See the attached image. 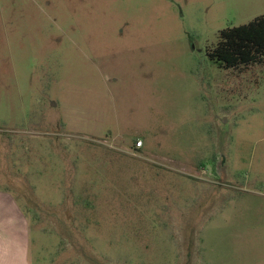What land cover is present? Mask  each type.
Here are the masks:
<instances>
[{"label": "rangeland", "instance_id": "obj_1", "mask_svg": "<svg viewBox=\"0 0 264 264\" xmlns=\"http://www.w3.org/2000/svg\"><path fill=\"white\" fill-rule=\"evenodd\" d=\"M260 15L0 0V192L26 217L27 264H264V59L208 56Z\"/></svg>", "mask_w": 264, "mask_h": 264}, {"label": "trees", "instance_id": "obj_2", "mask_svg": "<svg viewBox=\"0 0 264 264\" xmlns=\"http://www.w3.org/2000/svg\"><path fill=\"white\" fill-rule=\"evenodd\" d=\"M208 56L223 69H235L264 59V15L220 31L218 42Z\"/></svg>", "mask_w": 264, "mask_h": 264}, {"label": "crops", "instance_id": "obj_3", "mask_svg": "<svg viewBox=\"0 0 264 264\" xmlns=\"http://www.w3.org/2000/svg\"><path fill=\"white\" fill-rule=\"evenodd\" d=\"M18 201L0 192V264H27V220Z\"/></svg>", "mask_w": 264, "mask_h": 264}, {"label": "built area", "instance_id": "obj_4", "mask_svg": "<svg viewBox=\"0 0 264 264\" xmlns=\"http://www.w3.org/2000/svg\"><path fill=\"white\" fill-rule=\"evenodd\" d=\"M135 147L136 148H141L142 147V142L140 140H138L136 143H135Z\"/></svg>", "mask_w": 264, "mask_h": 264}]
</instances>
